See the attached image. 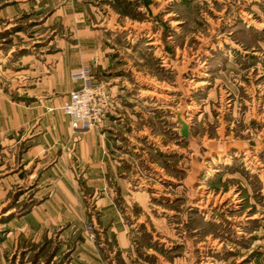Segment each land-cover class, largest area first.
<instances>
[{
  "label": "rangeland",
  "instance_id": "1",
  "mask_svg": "<svg viewBox=\"0 0 264 264\" xmlns=\"http://www.w3.org/2000/svg\"><path fill=\"white\" fill-rule=\"evenodd\" d=\"M64 1L0 0V264H264V0ZM82 66L113 101L129 248L92 201L41 210L44 119Z\"/></svg>",
  "mask_w": 264,
  "mask_h": 264
},
{
  "label": "crops",
  "instance_id": "2",
  "mask_svg": "<svg viewBox=\"0 0 264 264\" xmlns=\"http://www.w3.org/2000/svg\"><path fill=\"white\" fill-rule=\"evenodd\" d=\"M66 1L68 0L64 2ZM84 1L88 0H76L81 6H86ZM79 14L83 16L82 13ZM83 68H88V66L71 69L63 73L62 83L67 78L71 86L62 84L60 90L63 94L65 93L63 102L57 100L54 105H63L69 94L82 86L81 82L74 80L72 82L67 74L70 71H79ZM49 106L52 104L43 106L46 107L48 114L54 111L53 106ZM43 107L37 108L39 113L45 112ZM110 117L99 128L76 134L72 131L69 118H65L61 122L62 116L56 113L54 117L44 119L49 124V128L41 137L45 145L39 146V148L44 151V147H49L53 151L49 157L52 166L48 170L50 197L48 201L43 203L41 210L44 215H47L44 220L50 221L54 226L62 225L64 221L70 223L75 221L76 215L80 214L83 209L85 210L87 202L92 201L98 215L105 221L106 218L109 219L108 236H113L123 249L129 248L130 237L115 197L117 189L122 194L124 192L121 183L117 182L118 175L124 173L121 172L120 163L114 160L116 146L115 141L109 138V135L111 136L109 133ZM64 145L67 146V150L62 152L59 149ZM80 183L84 188H87L85 190L89 193L88 197L83 195L85 190H80ZM70 218H72L71 221H68Z\"/></svg>",
  "mask_w": 264,
  "mask_h": 264
},
{
  "label": "built area",
  "instance_id": "3",
  "mask_svg": "<svg viewBox=\"0 0 264 264\" xmlns=\"http://www.w3.org/2000/svg\"><path fill=\"white\" fill-rule=\"evenodd\" d=\"M72 80L82 86L69 94L61 108L70 119L73 133L99 128L113 111L110 93L92 80L88 68L73 72Z\"/></svg>",
  "mask_w": 264,
  "mask_h": 264
},
{
  "label": "water",
  "instance_id": "4",
  "mask_svg": "<svg viewBox=\"0 0 264 264\" xmlns=\"http://www.w3.org/2000/svg\"><path fill=\"white\" fill-rule=\"evenodd\" d=\"M186 132V131H185Z\"/></svg>",
  "mask_w": 264,
  "mask_h": 264
}]
</instances>
